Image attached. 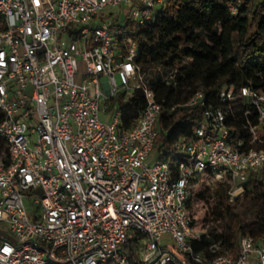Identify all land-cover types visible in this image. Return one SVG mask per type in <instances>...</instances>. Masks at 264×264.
Segmentation results:
<instances>
[{"label":"built area","instance_id":"obj_1","mask_svg":"<svg viewBox=\"0 0 264 264\" xmlns=\"http://www.w3.org/2000/svg\"><path fill=\"white\" fill-rule=\"evenodd\" d=\"M223 1L233 16L243 4ZM166 2L0 0V229L12 237L0 233V264H264L250 237L236 257L219 254L220 242L191 245L204 233L191 216L203 177L228 182L230 201L251 172L264 178V92H220L221 103L251 106L248 138L231 133L230 107L195 93L185 105L204 106L203 120L173 145L174 167L150 161L163 109L125 24H152ZM138 91L144 107L121 131Z\"/></svg>","mask_w":264,"mask_h":264},{"label":"trees","instance_id":"obj_2","mask_svg":"<svg viewBox=\"0 0 264 264\" xmlns=\"http://www.w3.org/2000/svg\"><path fill=\"white\" fill-rule=\"evenodd\" d=\"M125 26L138 47L135 63L163 109L150 161H167L174 167L173 145L191 134L203 120L204 106L185 105L197 92L205 96L206 106L231 108L233 113L226 118L233 136L250 137L243 128V113L251 111V106L241 99L221 103L219 95L224 88L238 92L242 87H250L264 92V3L243 0L233 16L223 0H167L152 24L133 28L131 23H126ZM143 107L144 100L138 91L125 106L121 131L130 128ZM250 123L255 124L253 120ZM258 136L264 141V131ZM258 145L264 148V144ZM1 153V160L6 159L7 146L0 138ZM229 188L228 182L219 184L212 193L217 201L212 210L216 217L212 221L219 224L220 232L208 230L199 242L192 241L194 252H204L220 242L219 254L236 257L240 241L245 237H250L256 246H264L261 172H251L243 185L241 208L236 205L238 198L229 200ZM196 199L203 200L204 192H196Z\"/></svg>","mask_w":264,"mask_h":264},{"label":"rangeland","instance_id":"obj_3","mask_svg":"<svg viewBox=\"0 0 264 264\" xmlns=\"http://www.w3.org/2000/svg\"><path fill=\"white\" fill-rule=\"evenodd\" d=\"M256 3H264V0H254ZM84 75V67L82 63H79V73L77 74L75 80L76 82H80ZM3 158V154H0V160ZM226 181L217 180L212 176H205L202 179V182L197 185L196 192L203 191L204 192V199H196L195 203L191 206V216L194 220L196 227L201 230L202 232H208V230L216 229V232H220L219 224H215L212 221V218L216 217L212 213V210L217 205V201L215 197L212 195L213 190L218 187L219 184H226ZM230 186V184H229ZM243 196L238 198L236 201V205H240L243 202ZM239 208V206H238ZM250 217L249 212L247 213ZM0 233L6 235L8 238H12L8 233H5L3 230L0 229ZM162 245L165 246L168 250L174 249V242L168 235H164L162 237Z\"/></svg>","mask_w":264,"mask_h":264}]
</instances>
